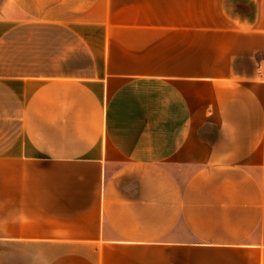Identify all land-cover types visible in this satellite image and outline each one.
Segmentation results:
<instances>
[{
	"label": "crops",
	"instance_id": "crops-1",
	"mask_svg": "<svg viewBox=\"0 0 264 264\" xmlns=\"http://www.w3.org/2000/svg\"><path fill=\"white\" fill-rule=\"evenodd\" d=\"M0 264H264V0H0Z\"/></svg>",
	"mask_w": 264,
	"mask_h": 264
}]
</instances>
